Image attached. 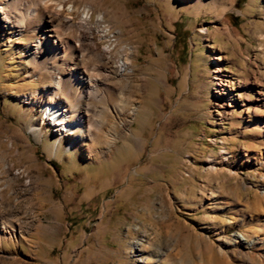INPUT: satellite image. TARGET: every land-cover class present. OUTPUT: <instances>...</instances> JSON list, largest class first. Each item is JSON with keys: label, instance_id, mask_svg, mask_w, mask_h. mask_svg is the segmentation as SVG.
Wrapping results in <instances>:
<instances>
[{"label": "rangeland", "instance_id": "rangeland-1", "mask_svg": "<svg viewBox=\"0 0 264 264\" xmlns=\"http://www.w3.org/2000/svg\"><path fill=\"white\" fill-rule=\"evenodd\" d=\"M44 1L82 47L52 72L44 33L0 32V264H264V0ZM78 103V130L49 127Z\"/></svg>", "mask_w": 264, "mask_h": 264}, {"label": "bare ground", "instance_id": "bare-ground-1", "mask_svg": "<svg viewBox=\"0 0 264 264\" xmlns=\"http://www.w3.org/2000/svg\"><path fill=\"white\" fill-rule=\"evenodd\" d=\"M59 1L60 3L58 2L57 5L60 6L62 4V0ZM217 4L218 3L212 0H192V7L193 9H196L197 12H201L203 11V9H205L206 11H215L218 9ZM42 6L47 8L49 4L44 0H7V7H5L3 3H0V32L5 31V29H18L20 32L19 34L31 33L35 32L36 30L44 33L42 38L38 40L37 44L33 45L35 47V50L32 51V53H34V57L37 59V61L42 64L50 65L51 67L49 68L52 69V72H56V70L59 69V64L70 66V59L72 60L71 54L77 52L82 47V44L73 43L67 40V38H65L60 33L61 24L64 22L69 23L70 18L63 19L59 12H53V14H50L48 18L45 19L40 10ZM89 9L86 11V17L82 19L79 27H81V31L83 30L87 32L89 38L95 39V30L88 27L90 14ZM37 19H40L39 22L36 21ZM102 20L103 17L100 16L99 23ZM204 30L206 31V33H208L207 29ZM93 46L96 47L95 44H93ZM99 57L101 59H110L111 57L109 47L101 50L99 52ZM129 63V59L124 58L122 61H120L119 64H117V69H119L121 72H125L128 69L127 66L130 65ZM216 72V82L218 86L216 89L217 103L223 109L224 115L228 116L233 113L232 108L234 107V105L232 104V96L229 92V89H227L226 87V82L222 75V67L219 64H217ZM63 76V80L58 81L59 85L62 83V81H68L73 76H77V74L66 73ZM257 92L260 98L264 96L262 91ZM38 94L39 92L37 90H34L31 100L35 99V96H37ZM260 98L259 100H261ZM80 107L81 104L78 103L72 114L67 111L66 108L62 109V107L57 105L50 106L49 108L47 107L45 112L49 111V127L54 128L59 132L64 130H78L80 123L73 119V116L81 117L80 120L83 119L81 111H78ZM32 129L33 132H36L38 130V127L33 126ZM209 164L211 166V171L215 174L223 173L224 165H219V163H217L216 160H213V158L209 161ZM236 238L237 243L242 242V245H244L248 251L253 249V247L260 243L259 240H250L244 235L242 236V238L240 235H237ZM240 254L251 259V255L248 252L242 251L240 252Z\"/></svg>", "mask_w": 264, "mask_h": 264}, {"label": "clouds", "instance_id": "clouds-1", "mask_svg": "<svg viewBox=\"0 0 264 264\" xmlns=\"http://www.w3.org/2000/svg\"><path fill=\"white\" fill-rule=\"evenodd\" d=\"M0 3H3L5 7H7V0H0Z\"/></svg>", "mask_w": 264, "mask_h": 264}]
</instances>
